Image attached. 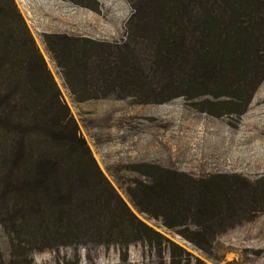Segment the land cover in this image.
Returning a JSON list of instances; mask_svg holds the SVG:
<instances>
[{"label":"rangeland","instance_id":"obj_1","mask_svg":"<svg viewBox=\"0 0 264 264\" xmlns=\"http://www.w3.org/2000/svg\"><path fill=\"white\" fill-rule=\"evenodd\" d=\"M12 1L96 166L162 236L122 238L123 246L84 238L85 244L34 252L33 264H264V80L247 103L241 85L232 87L235 98L188 99L164 72L148 70L151 31L130 21L132 0ZM10 26L11 56L19 59L24 32L16 22ZM104 60L112 69L102 73ZM128 67L143 76L121 75ZM101 74L113 77L104 94ZM173 204L179 211L169 210Z\"/></svg>","mask_w":264,"mask_h":264},{"label":"trees","instance_id":"obj_2","mask_svg":"<svg viewBox=\"0 0 264 264\" xmlns=\"http://www.w3.org/2000/svg\"><path fill=\"white\" fill-rule=\"evenodd\" d=\"M132 1L130 21L151 31L148 70L177 82L178 95L235 98L232 87L241 85L247 88L240 90L247 103L264 80V0ZM2 14L7 24L0 31V264H33L34 252L85 244L84 238L114 244L142 236L160 241L162 236L122 202L96 166L12 0H0ZM14 22L24 32L19 59L11 56ZM103 63L102 73L112 69ZM123 70L125 77L143 76L139 67ZM20 75L26 83L18 81ZM101 76L98 89L104 94L113 77ZM152 87L146 92H154ZM169 210L179 208L173 204ZM198 240L193 244L200 248Z\"/></svg>","mask_w":264,"mask_h":264}]
</instances>
